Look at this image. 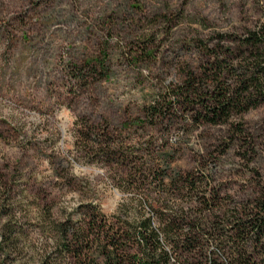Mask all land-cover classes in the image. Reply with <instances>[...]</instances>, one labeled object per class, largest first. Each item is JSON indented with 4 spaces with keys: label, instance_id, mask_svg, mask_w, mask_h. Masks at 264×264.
Segmentation results:
<instances>
[{
    "label": "rangeland",
    "instance_id": "1",
    "mask_svg": "<svg viewBox=\"0 0 264 264\" xmlns=\"http://www.w3.org/2000/svg\"><path fill=\"white\" fill-rule=\"evenodd\" d=\"M253 32L264 64V0H0V264L61 263L89 204L199 225L177 264H264V236L241 260L227 237L264 191V100L201 108L248 86Z\"/></svg>",
    "mask_w": 264,
    "mask_h": 264
},
{
    "label": "trees",
    "instance_id": "2",
    "mask_svg": "<svg viewBox=\"0 0 264 264\" xmlns=\"http://www.w3.org/2000/svg\"><path fill=\"white\" fill-rule=\"evenodd\" d=\"M260 39L259 32H253L244 40L252 55V68L256 70L250 75L248 86L243 92L211 91L207 94L209 100L201 103L207 120L215 123L225 121L231 112L244 111L242 104L256 106L264 100L263 54L256 48ZM184 90L179 102L181 106L188 108L190 104H197L202 96L199 89L193 83H187ZM150 109L149 114L153 117L156 111L153 107ZM175 178L170 181L174 188L179 185L186 189L189 185L190 181L182 178L180 173H176ZM126 207L121 204L115 214L106 216L98 205L89 204L80 207L78 222L72 223L67 219L61 223L59 246L62 260L59 264H177L178 256L185 258L200 251L201 241L210 240L199 225L183 227L174 218L159 219L154 225L152 217H144L137 212L131 214ZM151 207L159 209L156 205ZM250 214L247 220L238 221L237 226L230 228L232 232L227 236L234 234L239 237L240 242L232 245L239 260L247 254L248 247L254 246L264 236V191L257 199L255 211ZM172 255H176L174 261H171Z\"/></svg>",
    "mask_w": 264,
    "mask_h": 264
}]
</instances>
